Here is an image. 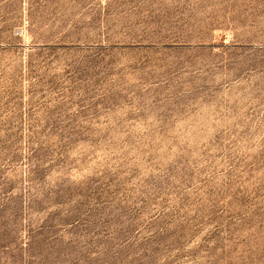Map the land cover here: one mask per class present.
<instances>
[{
  "label": "rangeland",
  "instance_id": "1",
  "mask_svg": "<svg viewBox=\"0 0 264 264\" xmlns=\"http://www.w3.org/2000/svg\"><path fill=\"white\" fill-rule=\"evenodd\" d=\"M264 0H0V264H262Z\"/></svg>",
  "mask_w": 264,
  "mask_h": 264
},
{
  "label": "built area",
  "instance_id": "2",
  "mask_svg": "<svg viewBox=\"0 0 264 264\" xmlns=\"http://www.w3.org/2000/svg\"><path fill=\"white\" fill-rule=\"evenodd\" d=\"M262 264H264V246L262 248Z\"/></svg>",
  "mask_w": 264,
  "mask_h": 264
}]
</instances>
